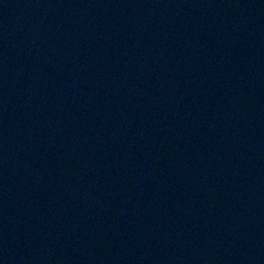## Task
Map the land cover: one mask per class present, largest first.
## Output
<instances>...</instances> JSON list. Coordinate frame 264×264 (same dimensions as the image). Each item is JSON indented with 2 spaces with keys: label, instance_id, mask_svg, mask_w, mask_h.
Segmentation results:
<instances>
[{
  "label": "water",
  "instance_id": "obj_1",
  "mask_svg": "<svg viewBox=\"0 0 264 264\" xmlns=\"http://www.w3.org/2000/svg\"><path fill=\"white\" fill-rule=\"evenodd\" d=\"M0 264H264V0H0Z\"/></svg>",
  "mask_w": 264,
  "mask_h": 264
}]
</instances>
